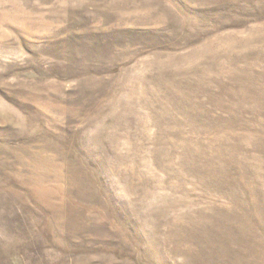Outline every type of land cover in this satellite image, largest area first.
<instances>
[{
  "label": "rangeland",
  "instance_id": "374dc122",
  "mask_svg": "<svg viewBox=\"0 0 264 264\" xmlns=\"http://www.w3.org/2000/svg\"><path fill=\"white\" fill-rule=\"evenodd\" d=\"M0 264H264V0H0Z\"/></svg>",
  "mask_w": 264,
  "mask_h": 264
}]
</instances>
